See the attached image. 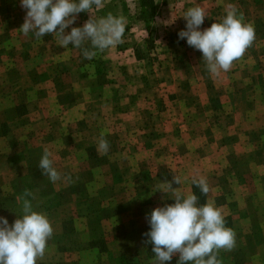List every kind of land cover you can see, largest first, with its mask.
<instances>
[{
	"label": "rangeland",
	"instance_id": "obj_1",
	"mask_svg": "<svg viewBox=\"0 0 264 264\" xmlns=\"http://www.w3.org/2000/svg\"><path fill=\"white\" fill-rule=\"evenodd\" d=\"M1 1L0 79L7 85L0 87V100L17 99L0 105V216L11 225L22 214L21 197L47 215L54 232L37 264H155L145 234L152 210L174 203L164 183L222 211L235 246L218 252L221 264H264V16L243 55L214 76L202 54L201 66L191 68L196 50L178 39L182 28L173 23L172 5L181 4L183 14L182 0H155L153 18L142 0H102L93 18L124 17L122 42L85 59L81 76L87 79L75 84L76 96L60 87L62 76L51 78L49 114L38 117L43 87L28 93L22 83L49 80L42 54L59 46L53 34L40 40L24 35L20 0ZM90 15L78 14L65 32L82 27ZM221 19L217 12L203 25ZM208 77L216 80L210 87L220 85L226 94L231 86L246 112L233 107L235 116L217 95L208 101ZM55 89L61 100H52ZM77 100L81 108L73 112L69 106ZM102 134L106 153L98 149ZM46 150L61 175L55 183L38 167ZM200 178L208 183L207 194L192 183ZM178 260L177 253L166 264Z\"/></svg>",
	"mask_w": 264,
	"mask_h": 264
},
{
	"label": "clouds",
	"instance_id": "obj_2",
	"mask_svg": "<svg viewBox=\"0 0 264 264\" xmlns=\"http://www.w3.org/2000/svg\"><path fill=\"white\" fill-rule=\"evenodd\" d=\"M26 10L20 29L40 40L45 34H53L58 46L68 49L81 48L85 59L91 60L97 52L114 47L122 42L126 20L121 16L108 14L93 18V11L103 7L102 0H20ZM90 13L82 27H71L78 14ZM185 29L177 33L178 39L202 53L207 70L214 76L227 72L233 62L241 57L254 40V29L244 23L243 15L231 4L220 22L201 30L207 17L203 7L188 8L183 16ZM90 44V48H82ZM108 142L99 140L98 149L105 153ZM51 153L44 152L38 167L53 183L61 179L51 159ZM174 183H181L174 177ZM200 192L207 194L209 186L204 178L192 181ZM167 190L173 192V204L157 207L147 216L149 231L145 234L155 254V264H166L179 254L177 264H221L217 254L221 249L231 250L235 246V233L226 227L222 211L214 203H198V197L181 194L171 183ZM164 192V191H163ZM31 193L26 192L25 197ZM22 200V214L9 225L0 216V264H37L45 255L48 241L54 229L46 214L35 211L29 199Z\"/></svg>",
	"mask_w": 264,
	"mask_h": 264
},
{
	"label": "crops",
	"instance_id": "obj_3",
	"mask_svg": "<svg viewBox=\"0 0 264 264\" xmlns=\"http://www.w3.org/2000/svg\"><path fill=\"white\" fill-rule=\"evenodd\" d=\"M182 4H184V7L186 8V10L188 8L191 7H195L197 5L203 7L206 11L207 17L205 18V20L207 19H211L212 16H214V14H217V12L221 13V16L223 18V16L225 15V12L228 8V5L231 4L235 7V9L237 10L238 13H241L243 15V20L244 23L251 25L254 28V24H256L257 20L260 19V17L264 16V0H182ZM2 8L4 6V4L1 1V5ZM181 6V4H173L172 5V9H174L175 11V17L176 20H174V24L176 26H181L182 29H185V24L186 21L184 20V18L182 17L183 14H181L180 10L178 9ZM171 7H166L164 9L168 10ZM185 10V11H186ZM164 11L162 10V12L164 13ZM1 18V17H0ZM1 22V21H0ZM206 27H204V25L201 26V30L205 29ZM47 43H50L49 41ZM33 48H35L34 46H32ZM56 48V46H55ZM83 48V47H82ZM79 48H75V49H65L62 47H57L55 49V51L53 53L48 52V53H44L42 54V56H44V65L47 73L49 72V75H46V78H49V80H44V82H40V78L37 77V80L39 82L36 81V83H32V80L34 79H29V77H26L28 81H24L22 83V85H25L26 87H28L29 89H27L28 93H35L36 91H39V88L43 87L42 91L44 93L41 94L40 100H42V102L44 103L43 107L44 109L41 111L37 112V116L39 117H47V115L49 114V103L51 100V96L48 92L47 88L51 87L52 88V79L51 78H55L57 75H59V78H62V85L60 87H70V89L72 90V92L74 93V95L76 96V85H79L82 82L83 79H87L82 75L81 73V69L85 68V65H83V62L85 61V58L83 56L82 53V49L80 52H78ZM54 55V58H51V55ZM195 54L197 55V58H194V61L192 63V60L190 62L191 68L196 69L194 67L193 64H199V60H201V52L196 50ZM41 56V55H40ZM129 56V55H128ZM49 58L50 57V61L45 60V58ZM107 57V56H106ZM120 58V57H118ZM52 59V61H51ZM106 59H109V57H107ZM130 59H131V53H130ZM34 61V58L32 59V62ZM206 63V62H205ZM14 64L11 63V68L10 71L14 70L12 68ZM200 65V64H199ZM201 66V65H200ZM198 68V67H197ZM51 74H53L51 76ZM66 77H69V79H71V83L69 86V81L66 79ZM68 83H66V80ZM209 81H207V83H205L203 85V87L207 88V94H208V98L207 100L209 101L211 97H213L214 95L218 96L221 100V103L226 104L228 106H230V108L234 111L233 107L236 108V111L238 112H246L245 110H247L246 106L244 105L245 103L243 101L241 102H237L235 100H233L232 95H235L236 93L233 92L229 87V94H226V92L224 91V89L222 88V86L218 85L216 86V88H214V86L210 87L209 84L213 83V80H211L210 77H208ZM233 82H237L236 79ZM247 82V81H244ZM216 83V80L215 82ZM213 83V84H214ZM76 84V85H75ZM223 84V83H222ZM241 84V83H234V86ZM7 85V80L5 78H1L0 79V87L1 86H6ZM210 87V89H209ZM57 93V97L53 98L52 100L54 101H58L61 100V97L59 96V94H61L60 90H56ZM196 92V91H195ZM197 93V92H196ZM200 97V96H199ZM7 98V96H6ZM4 98L2 100H0V105L2 106V108L4 107V105L7 102L13 103V101H15L17 99V97L11 96L10 98ZM39 100V101H40ZM78 100L76 101V103L71 104V106H69L70 108L74 109L73 112L79 110L81 108V105H78L79 103H77ZM107 103V101H105ZM201 104H204L203 98H200L199 101ZM89 104H91L90 102H88ZM78 105V106H77ZM207 105H210V102L207 103ZM112 106V104H111ZM205 109V107H204ZM113 110V109H112ZM235 112V111H234ZM97 113V112H94ZM212 112L210 111V115ZM93 114V113H92ZM99 114V113H98ZM97 115V114H96ZM235 116H239L238 113L235 112L234 114ZM102 116V115H101ZM112 117V114H111ZM45 123V122H44Z\"/></svg>",
	"mask_w": 264,
	"mask_h": 264
},
{
	"label": "trees",
	"instance_id": "obj_4",
	"mask_svg": "<svg viewBox=\"0 0 264 264\" xmlns=\"http://www.w3.org/2000/svg\"><path fill=\"white\" fill-rule=\"evenodd\" d=\"M154 1L155 0H142V6L146 7L148 14L151 18H153L156 14Z\"/></svg>",
	"mask_w": 264,
	"mask_h": 264
}]
</instances>
